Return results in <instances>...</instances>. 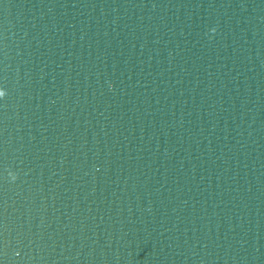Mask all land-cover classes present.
<instances>
[{
    "label": "water",
    "instance_id": "1",
    "mask_svg": "<svg viewBox=\"0 0 264 264\" xmlns=\"http://www.w3.org/2000/svg\"><path fill=\"white\" fill-rule=\"evenodd\" d=\"M0 264H264V0H0Z\"/></svg>",
    "mask_w": 264,
    "mask_h": 264
},
{
    "label": "snow or ice",
    "instance_id": "2",
    "mask_svg": "<svg viewBox=\"0 0 264 264\" xmlns=\"http://www.w3.org/2000/svg\"><path fill=\"white\" fill-rule=\"evenodd\" d=\"M6 95L5 89L3 86H0V98H3Z\"/></svg>",
    "mask_w": 264,
    "mask_h": 264
}]
</instances>
